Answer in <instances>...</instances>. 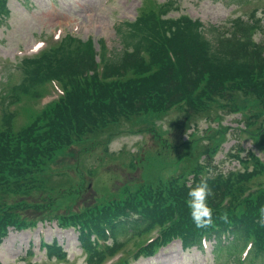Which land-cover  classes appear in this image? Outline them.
Segmentation results:
<instances>
[{
    "label": "trees",
    "instance_id": "1",
    "mask_svg": "<svg viewBox=\"0 0 264 264\" xmlns=\"http://www.w3.org/2000/svg\"><path fill=\"white\" fill-rule=\"evenodd\" d=\"M7 1L0 0V16L7 15ZM171 6L167 2L159 11L137 12L135 21L119 31L120 50L108 49L102 40L97 55L91 39L81 41L66 34L22 60V81L9 92H0V242L9 229L27 230L54 219L60 228L78 232L86 264H106L117 257L122 252L120 235L138 240L154 231L152 240L137 247L135 261L153 257L174 241H180L183 249H203L206 242L214 241L212 253L218 255L226 241L233 245L239 264H264L259 212L264 207V186L256 185L258 176L264 175V159L251 150L242 158L240 143L230 153L239 170L224 173L211 164L218 147L211 143L202 160L189 168L190 180L177 176L165 186L141 184L133 192L125 190L122 198L68 215L58 214L56 197L48 198L40 189L44 181L38 177L46 164L88 133L173 109L184 113L186 124L240 115L243 134L264 137V26L254 17L239 16L224 28H208L188 16L163 17ZM257 29L262 38L255 42L252 34ZM46 84L59 86L61 95L34 120L18 126L15 105L39 98L37 90ZM205 176L213 192L208 202L214 223L197 228L186 200ZM37 190L46 201L26 202ZM30 207L33 218L25 215ZM224 212L226 222L219 218ZM41 248L49 259L66 261L56 241L41 242ZM122 253L117 264L128 263Z\"/></svg>",
    "mask_w": 264,
    "mask_h": 264
},
{
    "label": "rangeland",
    "instance_id": "2",
    "mask_svg": "<svg viewBox=\"0 0 264 264\" xmlns=\"http://www.w3.org/2000/svg\"><path fill=\"white\" fill-rule=\"evenodd\" d=\"M167 2L172 6L163 17L188 16L208 28H224L230 19L244 16L254 17L264 26V0H8L7 15L0 16V92H9L22 81L24 58L49 48L66 34L81 41L91 39L97 55L102 40L110 50H120L121 28L134 22L137 12L159 11L160 5ZM261 38L262 32L257 29L252 39L256 42ZM37 93L39 98L29 97L15 105L18 126L34 120L54 101L59 90L46 84ZM184 119L183 112L173 109L167 114L146 116L122 126L97 128L46 164L45 172L38 177L44 181L40 189L48 198L56 197L54 207L58 214L68 215L81 212L87 206H101L113 198H122L125 190L133 192L141 184L157 187L165 186L177 176H181L179 180L191 179L189 168L202 160L211 143L218 146L211 164L224 173L239 168L230 156L238 143L242 145V158L251 150L264 159V137L253 139L243 134L240 115L215 121L203 118L187 124ZM258 177L256 185L264 186V175ZM45 195L37 190L25 200L41 205L47 199ZM25 215L33 218L35 212L30 207ZM41 222L33 229L9 231L0 242L1 264H53L40 248L41 241L53 240L67 253L66 263L55 260V264H86L72 228L62 229L54 219ZM156 233L142 234L138 240L129 235L118 236L127 264H239L233 245L226 241L218 255L211 253V243H206L202 250L182 251L179 242H173L159 249L154 257L135 261L137 247L152 240ZM121 253L107 264H117Z\"/></svg>",
    "mask_w": 264,
    "mask_h": 264
},
{
    "label": "clouds",
    "instance_id": "3",
    "mask_svg": "<svg viewBox=\"0 0 264 264\" xmlns=\"http://www.w3.org/2000/svg\"><path fill=\"white\" fill-rule=\"evenodd\" d=\"M209 177H202L200 182L192 187L187 196L186 206L190 211L191 219L197 228L211 227L213 221V208L210 207L208 198L213 195L212 189L208 184ZM260 222L264 224V207L259 209ZM223 221H227L228 213L224 212L219 217ZM55 264V258H53Z\"/></svg>",
    "mask_w": 264,
    "mask_h": 264
}]
</instances>
